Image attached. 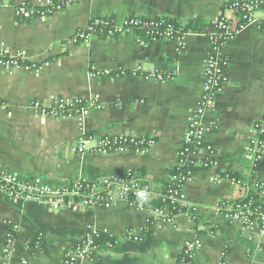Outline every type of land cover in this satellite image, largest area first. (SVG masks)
Here are the masks:
<instances>
[{"label": "crops", "instance_id": "crops-1", "mask_svg": "<svg viewBox=\"0 0 264 264\" xmlns=\"http://www.w3.org/2000/svg\"><path fill=\"white\" fill-rule=\"evenodd\" d=\"M22 1L35 3L0 0V45L24 49L40 69L9 73L0 68V164L21 178L55 185L133 169L155 189H162L176 165L187 118L201 91L208 52L203 31L185 33L180 51L167 39L140 45L126 34L95 36L88 44L75 43L66 50L60 43L104 15L118 22L128 15H162L180 22L198 17L210 23L224 4L234 0H77L49 16L20 20L14 10ZM255 17V23L243 27L223 48L228 82L216 95L215 110L203 117L210 126L207 141L215 147L218 167L239 176L250 172L243 153L253 122L264 114V9L257 10ZM91 66L138 69L140 74L160 71L172 78L90 77ZM50 95L81 97L95 106L83 126L72 117L42 116L30 106ZM83 133L90 136L86 145L99 135L122 133L152 136L155 144L145 154L72 151ZM257 171L264 178V156ZM209 172L199 170L187 182L185 191L191 200L212 203L238 197L236 183L210 182ZM148 218L147 209H126L121 204L109 209L56 210L40 202L13 201L0 191V264H67L66 253L87 227L101 231L98 264H172L183 240L194 233L202 246L192 264H264V234L258 227L204 211L196 218L181 212L163 227ZM10 223L18 228L14 249L7 255ZM104 228L111 237L102 232ZM129 228L143 230L142 239L121 238ZM24 258L27 261L22 263Z\"/></svg>", "mask_w": 264, "mask_h": 264}, {"label": "built area", "instance_id": "built-area-1", "mask_svg": "<svg viewBox=\"0 0 264 264\" xmlns=\"http://www.w3.org/2000/svg\"><path fill=\"white\" fill-rule=\"evenodd\" d=\"M77 0H35L34 4L22 1L14 10L15 17L28 20L36 17H46L51 13L60 11L65 6ZM264 9V0H234L223 5L214 18L210 20L212 30L206 36L208 52L202 64V85L195 108L187 118L186 128L182 136V145L177 151V160L174 168L184 167L175 173H170L162 189H155L133 169L122 172L105 174L93 178L78 177L65 184H46L30 179H24L18 173L0 164V191L8 194L13 201H34L43 203L53 209H67L79 211L87 208L109 209L121 204L126 209H147L148 222L163 227L175 221L176 216L184 211L192 214L193 218L201 211L212 212L226 220L240 222L248 228L258 227L264 234V182L259 181L261 188L258 199L244 200L245 183L243 178H235L226 170L218 167L215 147L207 141L210 126L204 122L205 113L215 110L216 95L222 86L228 82L225 72L227 60L223 56L225 45L235 38L237 33L246 25L256 22L255 12ZM169 18L159 15H128L118 22L111 15H104L92 19L85 27L77 29L70 37L63 40L60 45L66 50L75 43H85L95 36L117 37L120 35H133L140 45L150 39H167L177 44L180 51L183 48V37L180 29ZM136 30L142 34H136ZM0 68L12 73L17 70L37 71L39 64L30 61L24 49H12L0 45ZM126 74L139 75L138 69L127 70L122 67L100 69L91 66L88 70L90 77H105L114 79ZM145 79L163 81L172 78L171 74L160 71L140 74ZM3 105V102L0 103ZM30 106L42 116L72 117L83 126L95 102L81 97H66L50 95L47 99H38ZM99 107V105H96ZM90 136L82 134L77 143L71 146L75 152L91 153H124L135 152L145 154L155 144L152 136L122 133L119 135H99L94 137L92 145L85 142ZM264 156V114L253 122L251 136L243 153V158L248 161L250 173L257 179L264 180L258 174V164ZM196 157V161L191 160ZM190 164L202 166L209 170L208 180L220 183L229 179L238 185L240 193L235 199H217L212 203H198L191 200L185 186L194 176L193 169L186 167ZM251 167H256L253 171ZM218 169V170H217ZM158 199L159 205L145 206L144 200ZM9 231L5 237V254H10L13 249L14 233L18 226L10 223ZM142 231L134 228L126 229L122 234L123 239H142ZM102 232L112 236L108 229ZM98 229L87 227L83 235L65 255L67 264H98L101 247ZM114 243L119 238H111ZM110 245L112 242H109ZM37 244V243H36ZM202 243L200 237L194 233L183 240L181 252L172 264H192ZM27 260L22 259V263Z\"/></svg>", "mask_w": 264, "mask_h": 264}, {"label": "trees", "instance_id": "trees-1", "mask_svg": "<svg viewBox=\"0 0 264 264\" xmlns=\"http://www.w3.org/2000/svg\"><path fill=\"white\" fill-rule=\"evenodd\" d=\"M169 18V17H167ZM171 22H173L175 24V27L177 29H180V33H184V32H187V31H190V32H201L203 31L204 35H207L209 33L210 30H212L213 26L211 25V23H207V22H204L202 21L201 19H199L198 17H194V18H191L185 22H180V21H177L173 18H169L167 19ZM136 34H142L140 31L136 30ZM186 167H189L191 169H193V171L195 173H197V171L201 170H205L202 166H199V165H196V164H190ZM184 167H181L179 169L177 168H174L171 170L170 173H175L177 171H180L182 170ZM256 167H251V170H255ZM218 170V169H217ZM135 171V170H134ZM136 172V171H135ZM226 173H228L229 175L235 177V178H243L244 180V183H245V187H246V191H245V197H244V200H255V199H258L259 197V191H260V187L258 185L259 181H263L264 180H261V179H257L255 177V175L253 173H250L248 174L247 176L245 175H241L239 176V174L235 173L234 171H231V170H226L225 171ZM138 173V172H136ZM145 179V178H144ZM146 181L150 182L149 180L145 179ZM144 204L145 206H150V207H153V206H157L159 205V200L158 199H150V200H144Z\"/></svg>", "mask_w": 264, "mask_h": 264}]
</instances>
